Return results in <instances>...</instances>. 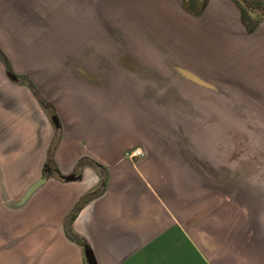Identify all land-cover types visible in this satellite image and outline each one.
<instances>
[{
	"label": "rangeland",
	"instance_id": "rangeland-1",
	"mask_svg": "<svg viewBox=\"0 0 264 264\" xmlns=\"http://www.w3.org/2000/svg\"><path fill=\"white\" fill-rule=\"evenodd\" d=\"M229 3L230 17L217 23L218 32L211 29L212 17L204 15L196 21L200 27L195 34L182 37L181 48L174 49L211 84L188 80L180 86L200 87L209 95L137 97L108 95L117 84L86 78L83 0H0V217L10 222L5 246L18 251L12 264H59L62 259L44 255L51 247L45 235L52 225L40 222L51 216L47 187H57L55 174L67 176L71 168L67 142L74 136L79 154L99 152L93 137L122 135L127 125L136 123L180 135L212 136L219 146L213 187H220V200L225 198L221 187H234L229 194L236 214L245 212L244 204L264 200V24L252 32L253 26L243 23L244 30ZM191 10L199 14L201 9L192 5ZM204 23L209 25L204 28ZM90 66L102 75L107 69L128 75L135 70L128 62ZM133 83L123 81L122 91L136 88ZM115 111L121 116L118 128L107 119ZM56 130L59 140L51 146ZM41 178L37 192H26ZM35 232L38 241L43 234L42 245Z\"/></svg>",
	"mask_w": 264,
	"mask_h": 264
},
{
	"label": "crops",
	"instance_id": "crops-1",
	"mask_svg": "<svg viewBox=\"0 0 264 264\" xmlns=\"http://www.w3.org/2000/svg\"><path fill=\"white\" fill-rule=\"evenodd\" d=\"M227 3L211 1L196 17L181 10L180 0H83L82 62H128L135 68L130 75L109 69L99 75L117 84L108 95L208 94L200 87L180 86L190 80L181 69L197 72L174 49L181 48L182 37L195 34L200 27L196 21L204 15L212 17L211 29L218 32L217 23L230 17ZM125 80L137 87L122 91ZM175 81L179 83L172 86ZM82 98L86 102L85 91ZM97 106L93 110L102 108ZM108 114L118 128L119 111ZM123 133L93 137L100 149L94 154H79L78 136L71 137L72 146L68 140L67 176L75 178L65 180L58 173L57 187H47L51 216L40 224L52 225L45 235L51 247L41 255L62 256L59 264H85L89 248L96 264H264V200L244 204L243 214L235 213L229 194L234 187H221L225 198L220 200V187H213L219 174L217 138L138 123L127 125ZM138 146L144 156L132 154ZM6 224L10 222L0 217V264H12L18 255L16 248L5 246L11 237ZM36 232L34 238L41 242L43 234L38 241Z\"/></svg>",
	"mask_w": 264,
	"mask_h": 264
},
{
	"label": "flooded vegetation",
	"instance_id": "flooded-vegetation-1",
	"mask_svg": "<svg viewBox=\"0 0 264 264\" xmlns=\"http://www.w3.org/2000/svg\"><path fill=\"white\" fill-rule=\"evenodd\" d=\"M211 1L214 0H180V8L182 11L187 12L190 15L198 17L199 14L201 15L205 11V9L209 6ZM228 1L232 4L233 8L239 14V21L243 26L244 30H245V26L243 23H245V25L248 26H253L252 32L257 30L260 25L264 24V0H228ZM192 5L200 7L201 10L199 14L191 10ZM83 64L88 69V72L85 73L86 78L88 80L92 78L96 79L99 77V75H101L99 71L89 69V67H91L90 65H94V64H85V63ZM97 65H99L98 66L99 68L102 67V64H97ZM57 126L58 125H56V127Z\"/></svg>",
	"mask_w": 264,
	"mask_h": 264
},
{
	"label": "water",
	"instance_id": "water-1",
	"mask_svg": "<svg viewBox=\"0 0 264 264\" xmlns=\"http://www.w3.org/2000/svg\"><path fill=\"white\" fill-rule=\"evenodd\" d=\"M182 73L188 78L190 79L191 81H194L195 83H198V84H201V85H204V86H207V87H211V84H209L206 80H204L202 77H200L198 74H196L195 72H193L192 70H189L187 68H184V69H181ZM8 74L10 75V77H12L14 80L17 79L16 75L15 74H12V73H9ZM54 121H56V119L54 118ZM56 123V122H55ZM72 176L75 178L74 175H70V177L68 176H63L62 178L65 179V180H68L69 178H72ZM44 180V178H41L39 181H37L33 187H29L28 188V192L30 193L33 189H35V186L38 184V183H41L42 181ZM85 258H86V262L87 264H96L95 262V258L94 256L92 255L91 251L89 248H86L85 250Z\"/></svg>",
	"mask_w": 264,
	"mask_h": 264
},
{
	"label": "trees",
	"instance_id": "trees-1",
	"mask_svg": "<svg viewBox=\"0 0 264 264\" xmlns=\"http://www.w3.org/2000/svg\"><path fill=\"white\" fill-rule=\"evenodd\" d=\"M58 140H59V130H56L54 135H53L52 141H51V146L56 145L58 143ZM83 163H84V160L82 159V160L78 161L77 166L81 167L83 165ZM74 213H75V210L70 213L68 219H71L74 216Z\"/></svg>",
	"mask_w": 264,
	"mask_h": 264
},
{
	"label": "built area",
	"instance_id": "built-area-1",
	"mask_svg": "<svg viewBox=\"0 0 264 264\" xmlns=\"http://www.w3.org/2000/svg\"><path fill=\"white\" fill-rule=\"evenodd\" d=\"M132 154L135 155V156H143L144 155V151H142V149L139 148V147H135L132 150Z\"/></svg>",
	"mask_w": 264,
	"mask_h": 264
}]
</instances>
